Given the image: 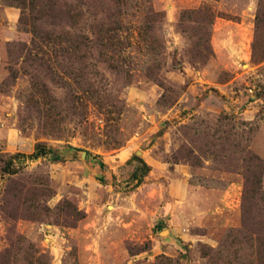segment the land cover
I'll list each match as a JSON object with an SVG mask.
<instances>
[{
    "label": "rangeland",
    "instance_id": "374dc122",
    "mask_svg": "<svg viewBox=\"0 0 264 264\" xmlns=\"http://www.w3.org/2000/svg\"><path fill=\"white\" fill-rule=\"evenodd\" d=\"M0 264H264V0H0Z\"/></svg>",
    "mask_w": 264,
    "mask_h": 264
},
{
    "label": "crops",
    "instance_id": "0c3cea01",
    "mask_svg": "<svg viewBox=\"0 0 264 264\" xmlns=\"http://www.w3.org/2000/svg\"><path fill=\"white\" fill-rule=\"evenodd\" d=\"M3 14L5 15L6 19L10 23H13L16 20L17 16H18L17 9H15L13 7L4 8L3 9Z\"/></svg>",
    "mask_w": 264,
    "mask_h": 264
}]
</instances>
